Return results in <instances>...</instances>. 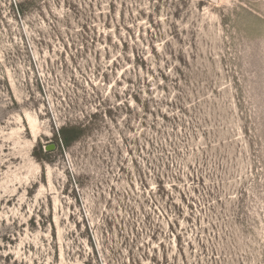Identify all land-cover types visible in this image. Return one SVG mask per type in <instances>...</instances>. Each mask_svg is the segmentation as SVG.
<instances>
[{
  "label": "rangeland",
  "instance_id": "1",
  "mask_svg": "<svg viewBox=\"0 0 264 264\" xmlns=\"http://www.w3.org/2000/svg\"><path fill=\"white\" fill-rule=\"evenodd\" d=\"M0 264H264V0H0Z\"/></svg>",
  "mask_w": 264,
  "mask_h": 264
},
{
  "label": "trees",
  "instance_id": "2",
  "mask_svg": "<svg viewBox=\"0 0 264 264\" xmlns=\"http://www.w3.org/2000/svg\"><path fill=\"white\" fill-rule=\"evenodd\" d=\"M61 140L65 145L68 144V137H67V132L66 131H61Z\"/></svg>",
  "mask_w": 264,
  "mask_h": 264
}]
</instances>
